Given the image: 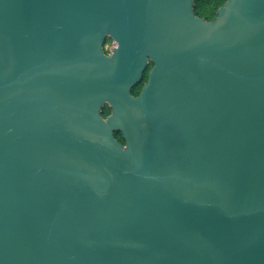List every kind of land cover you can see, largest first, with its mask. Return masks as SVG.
<instances>
[{"label":"water","instance_id":"1","mask_svg":"<svg viewBox=\"0 0 264 264\" xmlns=\"http://www.w3.org/2000/svg\"><path fill=\"white\" fill-rule=\"evenodd\" d=\"M0 264H264V0H0Z\"/></svg>","mask_w":264,"mask_h":264},{"label":"trees","instance_id":"2","mask_svg":"<svg viewBox=\"0 0 264 264\" xmlns=\"http://www.w3.org/2000/svg\"><path fill=\"white\" fill-rule=\"evenodd\" d=\"M224 1L225 0H193V10L197 16L203 17L205 20H211L216 15L217 9L224 3ZM109 40L110 38L106 37L104 44L107 43ZM104 51L105 53H108L106 50ZM151 65L152 64L149 63L147 68L144 70L140 82H138L131 88V93L134 96L138 95L143 83L146 81L147 72L151 67ZM109 113H110V107L108 104H105L102 107L101 115L103 117H106ZM114 136L121 144H124V139L119 130L114 131Z\"/></svg>","mask_w":264,"mask_h":264},{"label":"rangeland","instance_id":"3","mask_svg":"<svg viewBox=\"0 0 264 264\" xmlns=\"http://www.w3.org/2000/svg\"><path fill=\"white\" fill-rule=\"evenodd\" d=\"M113 47V42H112V39L110 38V40L107 42V43H105L104 45H103V48H104V50H106L107 52H108V54L110 53V50H111V48Z\"/></svg>","mask_w":264,"mask_h":264}]
</instances>
